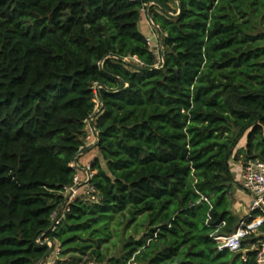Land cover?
I'll return each mask as SVG.
<instances>
[{"label":"trees","instance_id":"trees-1","mask_svg":"<svg viewBox=\"0 0 264 264\" xmlns=\"http://www.w3.org/2000/svg\"><path fill=\"white\" fill-rule=\"evenodd\" d=\"M95 84L99 200L76 199L50 232ZM231 159L264 163V0H0V264L39 263L42 234L94 264H257L262 233L241 242L246 261L214 240L241 221ZM125 214L143 235L107 256Z\"/></svg>","mask_w":264,"mask_h":264},{"label":"built area","instance_id":"built-area-1","mask_svg":"<svg viewBox=\"0 0 264 264\" xmlns=\"http://www.w3.org/2000/svg\"><path fill=\"white\" fill-rule=\"evenodd\" d=\"M129 1L134 2L136 0ZM150 5L152 4L146 5V8L145 10H143V12L146 13V22L155 29L152 20L148 17L147 14V10ZM147 41L149 44V39H147ZM101 88L102 87L98 86L97 84H95L93 87V102L95 104V111L85 121V136L83 138V145L80 146L77 155L70 164V166L76 170V174L73 178L72 185L64 188L62 192V195L64 197L63 204L61 205L60 210L53 213L52 215V224L48 230L50 232H54L56 226L59 225L61 220L60 213L63 208L66 209L68 205L74 202L76 199L87 198L93 202L99 200L96 190L90 183L94 175V171H92L90 168V163L93 159H90L84 163H82V159L85 157L86 153L93 151V149L99 142V131L96 128L95 120L97 114L102 108V102L99 96V90ZM240 184L242 190H244L251 198L249 208L250 211L246 219L250 218L251 214L254 212H257L258 214L248 224H246L245 222L246 219H241L238 228L233 234L229 236H216L214 240L217 242L219 250L226 249L234 253H238L241 251V259L243 261H246V256L244 255L245 251L241 250V242L243 241V239L252 235L257 238L261 233L262 235H264V231H260L264 223V163L259 160H250L241 165ZM37 243L40 245H46L49 248L50 253L46 258L40 260L37 264H61V262L64 261V258L61 255L60 245L54 242L52 239H50L49 237H44V234H42L37 239ZM247 251L256 252L257 264H264V241L259 240L256 243L251 244ZM86 264L94 263L87 262Z\"/></svg>","mask_w":264,"mask_h":264},{"label":"rangeland","instance_id":"rangeland-1","mask_svg":"<svg viewBox=\"0 0 264 264\" xmlns=\"http://www.w3.org/2000/svg\"><path fill=\"white\" fill-rule=\"evenodd\" d=\"M172 7H174V5H172ZM146 19H147V17L145 16V20H143L142 25H141V30L144 31L145 36L147 37V39H149L150 48L153 49L155 51V53L158 54V52L160 53V50H161L160 37H159L158 33L156 32V30L154 28H152V26H150L146 22ZM125 61L128 64L134 63V62L137 63L135 60H131V59H126ZM86 154H88V153H86ZM243 197L248 198L246 205H245V203L243 204V202H241L242 198L241 199L236 198V199H238V201L240 200L242 206L243 205L244 206L243 207L240 206L241 208L238 207L237 209H234V210H232L233 208L231 209L232 213L234 215H236L240 220L246 219L248 214H249V211H250L249 210V208H250L249 202L251 200L249 198V195L244 192ZM138 224L139 223H137V224L132 223L131 225L130 224L127 225V215L126 214L125 215H119L116 220L112 221L113 239H112V242L107 246V248L106 249L104 248V253L107 256H111L112 254L117 253L118 248L120 247L122 240H124L126 238V236H128L129 234L136 235L137 240H139L140 237L143 235L144 229H140ZM87 262H88L87 257H82L81 259L73 260L69 256V257L64 258V261H62L61 264H86Z\"/></svg>","mask_w":264,"mask_h":264},{"label":"crops","instance_id":"crops-1","mask_svg":"<svg viewBox=\"0 0 264 264\" xmlns=\"http://www.w3.org/2000/svg\"><path fill=\"white\" fill-rule=\"evenodd\" d=\"M245 142H246V140H245V137L244 138H242L240 141H239V143H238V145H237V148H236V150H238V149H241V148H243L244 146H245ZM93 154V155H92ZM96 150H93V151H91V152H89L88 154H86L85 155V157L82 159V163H84V162H86V161H88V160H90V159H94L95 157H96ZM229 167H230V170H231V172H232V174H233V178H234V182H235V184L237 185V189H236V192H235V196H234V201H233V205H232V210H234V209H237L238 207L239 208H241L240 206H242V204H241V202H243V204L245 203V205H246V203H247V201H248V198H244L243 196H244V190H242V188H241V184H240V171H241V165L239 164V163H237V162H234V160L233 159H231L230 160V162H229ZM246 193V192H245ZM236 198H239V199H241V202H240V200L238 201V199H236ZM250 198V197H249ZM250 200H251V198H250ZM251 202V201H250ZM250 202H249V205H250ZM244 206V205H243ZM242 206V207H243ZM231 210V211H232Z\"/></svg>","mask_w":264,"mask_h":264}]
</instances>
